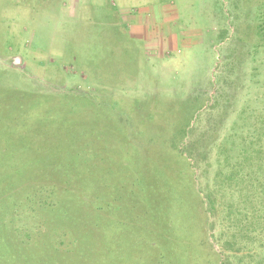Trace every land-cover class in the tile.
<instances>
[{
  "label": "rangeland",
  "instance_id": "rangeland-1",
  "mask_svg": "<svg viewBox=\"0 0 264 264\" xmlns=\"http://www.w3.org/2000/svg\"><path fill=\"white\" fill-rule=\"evenodd\" d=\"M0 264H264V0H0Z\"/></svg>",
  "mask_w": 264,
  "mask_h": 264
}]
</instances>
